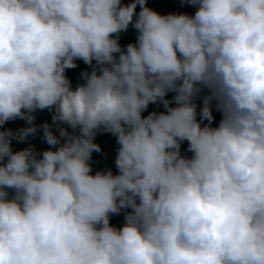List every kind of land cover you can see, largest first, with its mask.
Instances as JSON below:
<instances>
[{
  "label": "clouds",
  "instance_id": "clouds-1",
  "mask_svg": "<svg viewBox=\"0 0 264 264\" xmlns=\"http://www.w3.org/2000/svg\"><path fill=\"white\" fill-rule=\"evenodd\" d=\"M183 2L0 0V126L31 125L0 131V264H264V0ZM45 109L50 147L13 151ZM101 131L117 174L92 173Z\"/></svg>",
  "mask_w": 264,
  "mask_h": 264
},
{
  "label": "trees",
  "instance_id": "trees-1",
  "mask_svg": "<svg viewBox=\"0 0 264 264\" xmlns=\"http://www.w3.org/2000/svg\"><path fill=\"white\" fill-rule=\"evenodd\" d=\"M130 0H122V3H128ZM146 6L151 8L152 10L158 12L161 15H167L169 13H186L189 15L194 14L195 7L183 2L182 0H146ZM139 11V5L137 6V12ZM136 40V31L131 26L126 32H121L119 35L118 43L121 48H125L128 43H134ZM76 67L65 70V75L70 80L73 88L76 87L77 84L82 83L81 73L82 72H90L92 70V66L85 64L82 60H76ZM95 62H93L94 64ZM207 94V90L201 94L200 97L196 98L195 103L197 104V119L199 120V111L202 107V96ZM174 93L169 92L166 95V99L171 101ZM215 102L213 101L212 107V115L213 127L218 126L219 121L221 119V113L216 110ZM170 106H175L174 103ZM165 111L164 107L160 103H150L145 111L142 112L143 116L148 115L150 112H161ZM33 115L35 116V125L37 126V131L35 134H28L23 136L21 141L12 140L11 145L13 151L22 150L24 148L29 147L30 145L34 147V149L38 153H42V151L48 149L50 146L46 143V141L42 138V131L40 129V125L44 123H48L52 125V115L53 113L48 109L45 110H36ZM203 123H207V121H203ZM31 125L27 124L25 120L15 119L10 120L0 126V131L11 129L16 135H22V130L24 128L30 127ZM64 127L67 128L66 125ZM54 134L58 135L55 126L52 128ZM69 132H72V129H67ZM78 134V130H77ZM94 142L100 146V152H93L91 154V159L89 161L92 173L94 174L97 170L104 171L110 169L113 174H117V168L115 165V156L116 149L118 147L116 142V137L111 133L106 132H97L95 135ZM181 154L190 157L191 153L188 151V143L184 141L181 143ZM124 223V212L122 211L120 214H112L110 215V224L119 228Z\"/></svg>",
  "mask_w": 264,
  "mask_h": 264
}]
</instances>
